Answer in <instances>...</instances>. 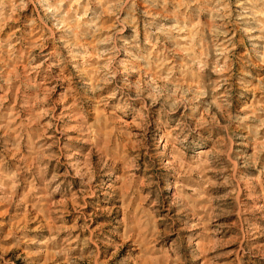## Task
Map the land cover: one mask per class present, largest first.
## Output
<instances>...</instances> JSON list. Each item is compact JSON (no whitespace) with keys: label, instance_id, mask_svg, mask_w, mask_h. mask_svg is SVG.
<instances>
[{"label":"rangeland","instance_id":"374dc122","mask_svg":"<svg viewBox=\"0 0 264 264\" xmlns=\"http://www.w3.org/2000/svg\"><path fill=\"white\" fill-rule=\"evenodd\" d=\"M0 264H264V0H0Z\"/></svg>","mask_w":264,"mask_h":264}]
</instances>
